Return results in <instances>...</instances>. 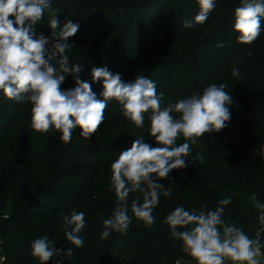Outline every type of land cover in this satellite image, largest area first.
Returning a JSON list of instances; mask_svg holds the SVG:
<instances>
[{
    "label": "rangeland",
    "instance_id": "rangeland-1",
    "mask_svg": "<svg viewBox=\"0 0 264 264\" xmlns=\"http://www.w3.org/2000/svg\"><path fill=\"white\" fill-rule=\"evenodd\" d=\"M114 2L51 0V8L45 10L34 30L37 35L50 37L53 12L61 27L67 20L80 24L77 34L68 40L74 46L65 54L70 66L82 64L80 79L91 83L98 96L102 82H92V67H107L113 74L119 73L125 82L134 81L137 76L150 78L157 93L163 94L165 105L202 92L210 83L226 84L225 91L233 97L228 127L199 138L191 145V154L185 157L188 166L172 170L168 179L157 183L170 187L176 198L183 182L186 188L203 196L201 181L209 170L224 186L235 182L237 170V174L243 175L241 168L246 170L250 157L252 164L258 163L259 158L264 164V66L251 68L239 77L232 75L233 67L237 68L252 48L244 49L245 44L238 43V33L233 30L234 15L226 31L211 35L214 18L193 28L182 26L183 20H191L199 11L196 0H152L139 18H134L130 10L121 14V9L113 7ZM132 22L129 29H124ZM219 43L223 46L217 47ZM52 63L58 68L55 60ZM75 85L73 76L66 75L61 87L67 90ZM30 109V102L17 103L0 92V257L6 256V241L12 234L19 236L25 230L38 238L54 224L61 231H70L71 228H64L61 214L70 215L73 210L85 213L86 227L79 233L82 237L89 218H110L117 206L110 182L111 163L140 136L156 146L149 134L147 116L144 127L137 128L122 115L116 101L109 102L104 123L94 136L86 140L76 129L69 144L62 143L55 130L44 134L33 131ZM184 142L181 136L177 145ZM197 153L202 155L203 164L196 158ZM194 172L201 174V179L195 175L190 181H182L185 174L193 177ZM49 189L52 193L48 195ZM137 199L142 202V193L129 195L128 229L147 231L148 227L131 211V203ZM254 199L253 195L246 196L251 205ZM168 201L162 190L157 207L161 203L167 205ZM128 244L124 241L114 250V255L123 252L117 264H128L134 257Z\"/></svg>",
    "mask_w": 264,
    "mask_h": 264
},
{
    "label": "clouds",
    "instance_id": "clouds-1",
    "mask_svg": "<svg viewBox=\"0 0 264 264\" xmlns=\"http://www.w3.org/2000/svg\"><path fill=\"white\" fill-rule=\"evenodd\" d=\"M216 2L196 0L199 11L191 20H183L182 26L193 28L206 23ZM50 8L51 0H0V92L17 103L30 102L31 129L40 134L55 130L64 144L71 143L76 129L86 140L94 136L104 123L111 101L119 103L122 115L137 128L144 127L147 116L149 134L156 146L146 143L140 136L111 163L110 182L117 206L113 215L102 221L104 230L100 238L107 239L112 231L126 233L131 223L128 198L135 192L142 193V202L133 200L131 211L150 228L156 222L153 212L161 191L164 197L172 192L170 187L165 188L157 181L168 179L174 169L188 166L185 157L191 154V145L199 138L228 127L233 97L225 91L226 84L210 83L202 92L165 105L163 94L157 93L156 84L150 78L137 76L134 81L125 82L119 73L113 74L107 67H92V82H102V92L98 96L91 83L80 79L82 64L70 66L65 54L74 46L68 40L77 34L80 24L67 20L61 27L53 12L49 21L51 36L36 34L34 26ZM233 30L238 33V43H254L264 31V0H240L234 10ZM222 46V43L217 45ZM66 75L73 76L76 87L62 89ZM232 75L239 77L241 73L233 67ZM181 136L186 142L177 145ZM196 158L204 163L200 153ZM230 203L228 197L220 199L215 209L202 206L199 210H186L177 206L162 223L169 226L171 238L182 242L183 251L195 264H264V242L261 240L264 203L254 199L260 226L255 238L234 222H225L224 206ZM61 215L64 228H71L65 232L67 241L77 248L83 247L84 239L79 233L86 227L85 213L73 210L70 215ZM54 245L55 241H49L47 236L36 238L30 244L31 255L39 264H47L62 253L72 256L70 248L61 252Z\"/></svg>",
    "mask_w": 264,
    "mask_h": 264
},
{
    "label": "trees",
    "instance_id": "trees-1",
    "mask_svg": "<svg viewBox=\"0 0 264 264\" xmlns=\"http://www.w3.org/2000/svg\"><path fill=\"white\" fill-rule=\"evenodd\" d=\"M114 1L113 7L121 9V14L130 10V12H133L134 18H139L143 14V9L147 3L152 0ZM239 1L217 0L214 12L209 16V19L214 18L216 20V24L210 31L211 35H216L223 29L226 31L228 22L237 7L235 3ZM132 25L133 22L127 26L125 25L124 29H129ZM244 47V49L252 48L245 54L242 62L237 67L240 73H246V71L256 66H264V31L261 32L260 37L254 43L245 44ZM18 108L20 109V106ZM16 112L15 110L14 113ZM250 159L252 157L247 160L246 170L241 168L243 175L237 174L239 172L237 170L233 176L235 182H230L224 186L212 176L211 170H209L205 180L201 181L203 196L195 193L194 189L186 188L184 186L185 182H183L177 193V198L171 194L168 197L167 205L164 206L161 203L155 208L153 215L156 217V222L152 227H148L147 231L135 227L131 230L127 229L124 237H122L123 233L112 231L107 239H101L100 233L104 230L102 225L104 219L101 216L97 217V220L89 218L87 220L88 229H86L83 236L84 245L77 248L67 241L65 236L67 230L61 231L58 224H54L50 230L38 238L47 236L49 241H55V249L65 252L70 248L73 254L71 257L63 253L59 257L54 256L47 264H57L58 261L59 264H117L118 259L123 257V252L116 255L113 252L124 241H129V247L135 252L134 257L130 260L131 263L128 261V264H176L179 259H188L189 256L183 251L182 242L170 237L169 226L162 223L164 218L177 206H183L186 210L192 208L199 210L202 206L206 209H215L220 199L228 197L231 198V203L224 206L223 218L225 222H234L247 235L255 238V233L260 227L257 220L258 211L254 205L249 204L246 196L253 195L255 200L264 203V164L261 162V158L255 165L250 162ZM214 160H219V158ZM220 161L223 162L221 159ZM196 173L192 174L193 177L185 174L182 181H190L191 178H195V175L198 179H201V174ZM51 193L52 190L49 189L48 195ZM28 233L30 232L23 230L19 236L12 234L7 238L5 248L7 264H39V261L32 257L30 249V244L36 237L30 236ZM261 240L264 242V231L261 232Z\"/></svg>",
    "mask_w": 264,
    "mask_h": 264
},
{
    "label": "crops",
    "instance_id": "crops-1",
    "mask_svg": "<svg viewBox=\"0 0 264 264\" xmlns=\"http://www.w3.org/2000/svg\"><path fill=\"white\" fill-rule=\"evenodd\" d=\"M178 261L179 264H195V262L192 261L190 257L188 259H179Z\"/></svg>",
    "mask_w": 264,
    "mask_h": 264
},
{
    "label": "built area",
    "instance_id": "built-area-1",
    "mask_svg": "<svg viewBox=\"0 0 264 264\" xmlns=\"http://www.w3.org/2000/svg\"><path fill=\"white\" fill-rule=\"evenodd\" d=\"M0 264H6V257L5 256L0 257Z\"/></svg>",
    "mask_w": 264,
    "mask_h": 264
}]
</instances>
